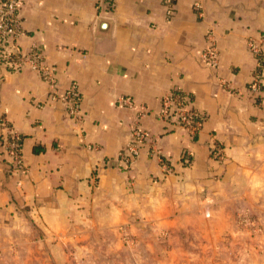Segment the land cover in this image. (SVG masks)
Segmentation results:
<instances>
[{
  "label": "crops",
  "instance_id": "obj_1",
  "mask_svg": "<svg viewBox=\"0 0 264 264\" xmlns=\"http://www.w3.org/2000/svg\"><path fill=\"white\" fill-rule=\"evenodd\" d=\"M20 1L22 32L6 53L0 46V233L25 217L51 235L99 227L192 232L201 207L227 199L229 187L259 184L264 66L248 41L264 37V0H177L171 19L165 0ZM210 33L215 68L201 58ZM34 48L53 70L54 88L6 56ZM255 71L258 93L250 89ZM73 81L80 123L52 98ZM173 91L203 117L195 137L159 118ZM140 107L147 115L141 127L168 170L150 145L129 168L119 167ZM3 121L21 136L22 169L6 154Z\"/></svg>",
  "mask_w": 264,
  "mask_h": 264
},
{
  "label": "rangeland",
  "instance_id": "obj_2",
  "mask_svg": "<svg viewBox=\"0 0 264 264\" xmlns=\"http://www.w3.org/2000/svg\"><path fill=\"white\" fill-rule=\"evenodd\" d=\"M201 207L194 231L129 233L123 227L46 233L34 219L0 233V264H264V171ZM230 199V200H228ZM210 211V212H209ZM170 231V230H169Z\"/></svg>",
  "mask_w": 264,
  "mask_h": 264
},
{
  "label": "built area",
  "instance_id": "obj_3",
  "mask_svg": "<svg viewBox=\"0 0 264 264\" xmlns=\"http://www.w3.org/2000/svg\"><path fill=\"white\" fill-rule=\"evenodd\" d=\"M176 1L177 0H165L166 13L169 19H171L174 13ZM20 6V0H0V46L3 50H5V53L7 52V49L9 50L11 45H14L16 39L22 32L21 20L18 14ZM195 6L197 10H200V6L198 4ZM207 42L208 45L204 49L201 58L208 67L215 68L218 65L219 57L212 33L207 35ZM263 45L264 37H260L259 40L249 39L248 41V48L256 57L257 67L259 69L264 66ZM6 56L10 59V65H12L15 69L28 66L40 73L52 88L55 87L54 72L52 69L45 66L43 62V55L40 50L34 48L25 55L9 53ZM250 86L253 93L259 92L261 79L258 71H255L254 78ZM52 98L64 105L68 116L72 120L79 123L83 121L84 115L81 106V96L79 93L78 83L76 81H73L70 84L65 93H55ZM122 102L129 107L134 106L130 99H123ZM146 116L145 109L140 107L139 112L134 119V123L131 126L130 139L118 155L119 167L125 169L129 168L140 156L142 146L150 145L152 153L158 157L161 165L168 170L169 166L167 161L160 155L158 150L159 148L155 146V139L150 135V133L144 131L141 127V122ZM159 118L182 129L191 137H195L203 127L202 115L190 107L187 97L179 91L170 92L162 98ZM2 124L7 134V141L5 145L6 154L16 169H22L24 168V159L22 155L21 136L4 121Z\"/></svg>",
  "mask_w": 264,
  "mask_h": 264
},
{
  "label": "trees",
  "instance_id": "obj_4",
  "mask_svg": "<svg viewBox=\"0 0 264 264\" xmlns=\"http://www.w3.org/2000/svg\"><path fill=\"white\" fill-rule=\"evenodd\" d=\"M262 89V87H260V90ZM257 101H259L260 102V100H259V98L257 99Z\"/></svg>",
  "mask_w": 264,
  "mask_h": 264
}]
</instances>
